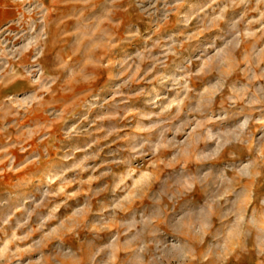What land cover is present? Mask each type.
<instances>
[{
	"label": "rangeland",
	"instance_id": "obj_1",
	"mask_svg": "<svg viewBox=\"0 0 264 264\" xmlns=\"http://www.w3.org/2000/svg\"><path fill=\"white\" fill-rule=\"evenodd\" d=\"M0 264H264V0H0Z\"/></svg>",
	"mask_w": 264,
	"mask_h": 264
}]
</instances>
